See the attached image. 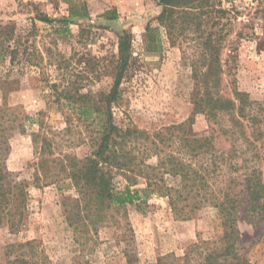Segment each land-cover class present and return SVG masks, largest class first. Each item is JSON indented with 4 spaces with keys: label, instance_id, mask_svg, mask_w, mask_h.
I'll use <instances>...</instances> for the list:
<instances>
[{
    "label": "trees",
    "instance_id": "1",
    "mask_svg": "<svg viewBox=\"0 0 264 264\" xmlns=\"http://www.w3.org/2000/svg\"><path fill=\"white\" fill-rule=\"evenodd\" d=\"M219 4L217 0H159L155 25L148 23L141 34V53L133 50L132 34L123 31L114 52L101 58L82 55L86 62L77 71L65 61L54 65L57 81L47 87L52 104L66 111L60 135L82 127L78 134L89 148L83 157L62 152L56 133L44 125L40 113L30 117L0 107V229L12 235L20 232L28 217L32 184L57 186L65 221L83 251L115 211L131 205L142 210L150 199L165 198L180 221L192 219L203 208L211 209L221 235L190 245L182 257L162 256L157 264H252L241 253L237 224L241 218L253 226L264 222V101L249 99L233 77L223 85L228 61L221 59L222 41L230 13ZM69 13V18L55 20L65 35L70 18L88 16L84 3L73 5ZM38 16L43 23L53 22L46 15ZM103 17L116 20L118 14L107 11ZM21 39L15 29L2 27L1 64L29 62V47H23ZM11 40L14 45L7 46ZM179 40L189 46L180 47L181 59L193 82L187 121L156 132L120 124L114 111L121 107L122 86L142 68L140 57L159 54L165 45L174 46ZM227 76H232L230 71ZM105 77L110 80L106 89L89 88ZM197 115L210 124L208 134L193 131ZM27 125L38 127L31 133L35 156L30 181L5 165L9 137L25 133ZM219 139L227 143L226 148L217 147ZM4 256L6 264L47 260L34 240L6 245Z\"/></svg>",
    "mask_w": 264,
    "mask_h": 264
},
{
    "label": "rangeland",
    "instance_id": "2",
    "mask_svg": "<svg viewBox=\"0 0 264 264\" xmlns=\"http://www.w3.org/2000/svg\"><path fill=\"white\" fill-rule=\"evenodd\" d=\"M158 1L0 0V32L4 26L15 29L22 38L20 44L28 46L31 54L27 63H0V107L16 109L30 117L40 113L44 125L56 133L62 152L83 157L89 148L78 134L82 127L60 135L66 111L52 104L47 87L57 81L54 65L65 61L77 71L76 67L86 62L82 55L101 58L114 52L117 36L123 31L132 34L133 50L141 53V34L148 23L155 25L154 19L161 10ZM217 2L230 13L222 41L221 59L228 61L223 85L227 86L233 77L238 90L248 94L249 99L264 101V0ZM80 3H84L88 16L70 18L69 34H62L63 28L56 21L69 18L71 7ZM107 11L117 12L118 18L105 19L103 14ZM38 15H46L53 22L43 23ZM8 45L12 47L14 41ZM180 47L189 46L180 41L174 46L165 45L159 54L140 57L142 68L122 86L121 107L114 111L120 124L156 132L187 121L192 110L193 82L190 69L182 62ZM37 55L43 59H35ZM228 68L232 76H227ZM109 83L105 77L89 88L106 89ZM228 90L225 87V93ZM210 128L205 117H195V133L206 135ZM37 129L36 125H27L25 133L15 132L8 139L10 150L5 165L29 181L35 156L31 133ZM216 143L217 147H227L223 139ZM29 195L28 217L20 232L12 235L6 228L0 229V264H6V245L31 240L37 251H43L47 259L44 264H157L162 256L182 257L190 245L199 240H216L221 235L211 209L203 208L192 219L180 221L174 218L165 198H152L142 210L131 205L115 211L114 218L99 227L94 242L86 246L90 250L83 251L81 241L74 240L65 221L57 186L32 184ZM263 225L264 222L253 226L242 218L237 224L243 242L241 253L252 264H264Z\"/></svg>",
    "mask_w": 264,
    "mask_h": 264
}]
</instances>
